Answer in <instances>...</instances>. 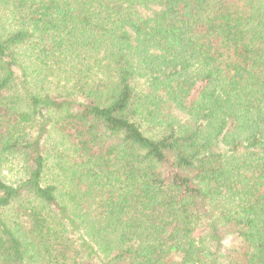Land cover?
Segmentation results:
<instances>
[{
  "label": "trees",
  "instance_id": "obj_1",
  "mask_svg": "<svg viewBox=\"0 0 264 264\" xmlns=\"http://www.w3.org/2000/svg\"><path fill=\"white\" fill-rule=\"evenodd\" d=\"M0 264H264V0H0Z\"/></svg>",
  "mask_w": 264,
  "mask_h": 264
}]
</instances>
